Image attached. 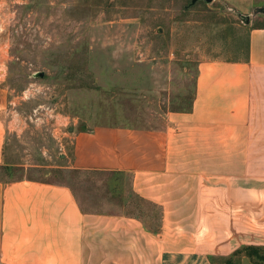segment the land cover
Segmentation results:
<instances>
[{
  "label": "rangeland",
  "instance_id": "rangeland-1",
  "mask_svg": "<svg viewBox=\"0 0 264 264\" xmlns=\"http://www.w3.org/2000/svg\"><path fill=\"white\" fill-rule=\"evenodd\" d=\"M253 5L239 13L216 0H0V108L16 130L0 179L59 181L85 210L157 220L161 211L129 192L128 176L67 168L69 130L159 127L167 112L193 107L201 62L247 55V29L264 25V0ZM219 189L204 196L214 198L207 207L220 236L247 242V177L221 179ZM208 224L201 235L215 230Z\"/></svg>",
  "mask_w": 264,
  "mask_h": 264
},
{
  "label": "crops",
  "instance_id": "crops-1",
  "mask_svg": "<svg viewBox=\"0 0 264 264\" xmlns=\"http://www.w3.org/2000/svg\"><path fill=\"white\" fill-rule=\"evenodd\" d=\"M216 1L239 13L254 8V0ZM246 35L244 59L201 62L190 112L169 111L159 127L69 130L67 168L128 176L129 192L161 211L157 220L85 210L59 181L0 179V264H217L244 247L264 248V25ZM1 111L0 169L16 131ZM241 177L247 242L236 244L220 236L207 207L214 198L204 195ZM204 218L215 227L205 236ZM241 264L264 261L244 255Z\"/></svg>",
  "mask_w": 264,
  "mask_h": 264
},
{
  "label": "trees",
  "instance_id": "trees-1",
  "mask_svg": "<svg viewBox=\"0 0 264 264\" xmlns=\"http://www.w3.org/2000/svg\"><path fill=\"white\" fill-rule=\"evenodd\" d=\"M190 109H192V104L188 109H186V111H189ZM241 253H245V255H247L249 257H255L259 261H264V248L263 247H244L241 250L237 251L235 253V255H238ZM228 259H230V260H228ZM228 259H227L228 260L227 264H236L232 261V259H233L232 257L228 258Z\"/></svg>",
  "mask_w": 264,
  "mask_h": 264
},
{
  "label": "water",
  "instance_id": "water-1",
  "mask_svg": "<svg viewBox=\"0 0 264 264\" xmlns=\"http://www.w3.org/2000/svg\"><path fill=\"white\" fill-rule=\"evenodd\" d=\"M199 0H192V4L197 3ZM207 3H212L214 0H205Z\"/></svg>",
  "mask_w": 264,
  "mask_h": 264
}]
</instances>
